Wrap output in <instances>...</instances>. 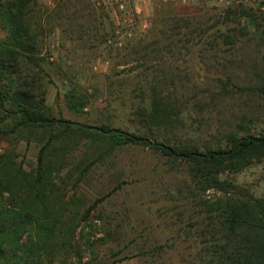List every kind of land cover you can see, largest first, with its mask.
I'll return each mask as SVG.
<instances>
[{
  "label": "trees",
  "instance_id": "obj_1",
  "mask_svg": "<svg viewBox=\"0 0 264 264\" xmlns=\"http://www.w3.org/2000/svg\"><path fill=\"white\" fill-rule=\"evenodd\" d=\"M100 1L57 0L49 7L38 0H0V143L21 138L39 144L30 168L17 160L18 155L0 152V264H75L68 261L74 257L81 263L84 254L77 250V237L87 236V247L121 239L122 229L107 227L105 236L91 241L95 235L86 231V221L106 194L91 201L76 188L93 165L126 146L147 147L166 169L185 175L187 198L194 200L198 214L188 231L204 251L198 264H264V193L257 195L237 182V175L247 169L260 167L264 172V131L245 129L240 120L235 128H216L211 139L183 137L182 100H172L156 85L163 47L173 52L179 41L190 39L196 30L191 19L155 10L151 37L121 55L120 64L149 62L148 102L132 105L129 111L139 116L142 126L129 130L109 121L85 124L65 116L61 108L55 113L45 103L44 84H55L51 67L67 82L68 108L82 111L89 104L87 89L79 82L83 51L93 53L111 40L117 42L107 39L103 19L109 14ZM233 20L228 14L225 21ZM256 28L258 35L251 38L264 49V16ZM248 33L244 26L233 27L229 34L218 27L208 38L216 50L221 43L240 42ZM54 41L60 49L56 56L49 50ZM215 80L222 87L205 88L194 98L216 102L233 92L220 75ZM260 88L264 91V85ZM60 94L58 89L56 97ZM111 107L109 102L104 108ZM81 142L84 154L96 155H67ZM121 185L118 181L113 190ZM207 190L214 192L207 195ZM97 262L108 264L107 259Z\"/></svg>",
  "mask_w": 264,
  "mask_h": 264
},
{
  "label": "rangeland",
  "instance_id": "obj_2",
  "mask_svg": "<svg viewBox=\"0 0 264 264\" xmlns=\"http://www.w3.org/2000/svg\"><path fill=\"white\" fill-rule=\"evenodd\" d=\"M56 1L38 0V4L52 7ZM101 1L109 14L103 19L107 39L114 38L117 42L111 40L93 53L82 50L86 54L78 68L83 73L79 82L81 89H87L90 99L82 111L67 107L64 98L67 82L56 69L49 68L55 84H44L43 89L45 103L55 113L61 108L65 116L85 124L109 121L129 130L142 126L139 116L129 111L132 105L148 102L150 83L146 80V66L149 67V62L136 60L120 64L121 55L151 37L154 12L161 9L165 14L191 19L196 29L190 39L179 41L173 52L163 47L165 55L159 60V77H155L156 85L165 95L172 100H182L183 137L198 141L211 139L216 128L223 132L235 128L240 120H244L245 129L264 131V91L260 88L264 85V49L256 38H251L258 35L256 26L264 16V0ZM228 14L233 21H225ZM242 26L249 33L240 42L221 43L219 49L213 50L208 37L215 29L221 27L229 34L233 27ZM203 31L206 32L202 34ZM3 36L0 29V38ZM49 50L53 56L59 53L57 41ZM24 69L27 71L25 66ZM219 75L233 91L229 96L216 102L209 97L194 98L205 88L220 87L215 80ZM58 89L61 94L56 97ZM109 102L112 107L106 110L104 107ZM38 149L35 140L26 142L13 138L0 143V152L18 155L17 160L26 168L35 165ZM84 151L81 142L67 155H96L92 151L84 154ZM166 168L156 154L141 146L116 148L103 162L93 165L76 190L91 201L104 194L106 197L98 204V209L91 212L86 231L95 235L91 241L96 242L98 237L105 236L107 227H119L121 239L106 244L96 242L95 246L87 247L83 245L87 236H79L77 250L84 254L82 262L78 263L75 257L68 261L98 264L97 261L107 259L108 264H198L200 253H204L202 244L188 231L198 217L192 207L194 200L187 198L185 175ZM65 173L66 168L60 175ZM263 173L260 167L247 169L237 175V182L260 195L264 193ZM72 181L73 178L67 181L68 187ZM118 181H122L121 188L113 190ZM213 192L207 190L206 194Z\"/></svg>",
  "mask_w": 264,
  "mask_h": 264
}]
</instances>
